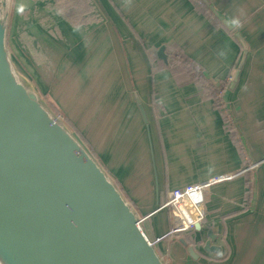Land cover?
Instances as JSON below:
<instances>
[{"label": "crops", "instance_id": "obj_1", "mask_svg": "<svg viewBox=\"0 0 264 264\" xmlns=\"http://www.w3.org/2000/svg\"><path fill=\"white\" fill-rule=\"evenodd\" d=\"M50 1L52 8L13 0L12 28L56 52L58 64L102 63V93L95 81L88 93L102 101V126L113 135L102 131V161L147 216L150 239L171 226L167 209L151 214L170 190L235 174L209 188L207 217L184 236L188 246L184 233L158 246L167 264H264V0ZM18 42L24 67L29 61L42 76L39 59ZM163 45L166 62L158 57ZM209 230L221 253L204 249Z\"/></svg>", "mask_w": 264, "mask_h": 264}, {"label": "water", "instance_id": "obj_2", "mask_svg": "<svg viewBox=\"0 0 264 264\" xmlns=\"http://www.w3.org/2000/svg\"><path fill=\"white\" fill-rule=\"evenodd\" d=\"M12 4L0 0V264H167L158 246L176 238L164 237L171 226L154 239L147 236L142 224L147 216L141 217L104 166L45 104L29 82L33 74L20 62L17 71L8 47ZM224 22L246 49L240 33ZM158 57L167 61L164 45ZM84 71L81 67L82 77ZM39 84L47 92L41 78ZM136 100L151 137L144 105ZM223 175L187 184L203 186L204 220L211 185L235 176ZM253 192L255 198L254 185ZM162 209L168 210L159 204L151 214ZM204 220L195 229L201 230ZM190 231L180 238L187 246L184 236ZM208 233L204 249L221 253L223 248L213 244L218 236Z\"/></svg>", "mask_w": 264, "mask_h": 264}, {"label": "rangeland", "instance_id": "obj_3", "mask_svg": "<svg viewBox=\"0 0 264 264\" xmlns=\"http://www.w3.org/2000/svg\"><path fill=\"white\" fill-rule=\"evenodd\" d=\"M47 1L48 7L52 8V6L49 5L52 2L50 0ZM15 15L16 11L13 8L11 13L12 23L8 34V47L16 60L17 71L19 72L17 62H20L23 65V56L21 55V52L24 47L19 45L18 41L20 38L21 43H24L28 50H32L34 59L37 60L36 57L39 59L37 65H40L41 74L43 76L42 83L48 87L47 92L44 93L43 88L39 84V79L42 76L38 74L37 77V74L33 69L34 64L28 61L25 63V68L28 71L30 70V74H33L34 76L33 79L29 81L30 84L37 87L36 89L45 101V104L76 134L121 188V184L102 161V131L105 132L104 136L110 139L113 138V135L107 131L109 128L105 125L102 126V115L106 117L107 112H102L101 100L100 103L91 101L90 95H88L92 89L90 88L91 83H94V81L96 82L94 89L98 88V92L102 93V63H81V65L77 64V69H75L76 65L67 64V61L58 64L59 55L56 52L45 47L42 49L39 45L34 47L32 41L21 39L22 36L21 34H18V30L12 28ZM34 48L36 49V55ZM81 67L83 70L85 69V76L82 78L83 80L80 78L78 81L74 74L79 71ZM92 107L97 109L93 110ZM104 109L109 113H112L110 108L105 106ZM113 114H116V111H114ZM127 199L141 217H143L144 215H142L140 208L136 207L130 198L127 197Z\"/></svg>", "mask_w": 264, "mask_h": 264}, {"label": "built area", "instance_id": "obj_4", "mask_svg": "<svg viewBox=\"0 0 264 264\" xmlns=\"http://www.w3.org/2000/svg\"><path fill=\"white\" fill-rule=\"evenodd\" d=\"M203 201V186L200 185H187L169 191L164 205L170 213L171 227L164 237L183 234L204 220Z\"/></svg>", "mask_w": 264, "mask_h": 264}, {"label": "clouds", "instance_id": "obj_5", "mask_svg": "<svg viewBox=\"0 0 264 264\" xmlns=\"http://www.w3.org/2000/svg\"><path fill=\"white\" fill-rule=\"evenodd\" d=\"M122 2L125 4L126 7H131L132 0H122ZM230 23H232L236 26H239L240 21H239V19H233L230 21ZM221 55H223V53H221Z\"/></svg>", "mask_w": 264, "mask_h": 264}, {"label": "flooded vegetation", "instance_id": "obj_6", "mask_svg": "<svg viewBox=\"0 0 264 264\" xmlns=\"http://www.w3.org/2000/svg\"><path fill=\"white\" fill-rule=\"evenodd\" d=\"M193 230H196V229H195V227H194V229H193ZM181 234H182V233H181ZM181 234H177L176 236H180Z\"/></svg>", "mask_w": 264, "mask_h": 264}, {"label": "trees", "instance_id": "obj_7", "mask_svg": "<svg viewBox=\"0 0 264 264\" xmlns=\"http://www.w3.org/2000/svg\"><path fill=\"white\" fill-rule=\"evenodd\" d=\"M50 43V42H49Z\"/></svg>", "mask_w": 264, "mask_h": 264}]
</instances>
